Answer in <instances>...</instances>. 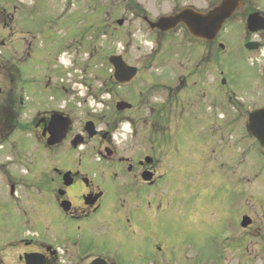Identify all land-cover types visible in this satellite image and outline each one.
Masks as SVG:
<instances>
[{
	"label": "flooded vegetation",
	"instance_id": "obj_1",
	"mask_svg": "<svg viewBox=\"0 0 264 264\" xmlns=\"http://www.w3.org/2000/svg\"><path fill=\"white\" fill-rule=\"evenodd\" d=\"M93 1L99 0H87L88 10ZM152 1L153 5L147 0H122L127 16L114 20L115 34L132 37L138 33L150 39L154 47L152 52L137 57L136 62L129 60L130 49L118 54L126 63L125 71L134 69V78L121 84L113 74L109 76L105 82L109 89L104 93L109 96L105 102L110 111L108 116L83 114L84 121L78 120L74 110L63 102L39 108L28 122V94L30 88L41 87L42 79L28 75L30 69L21 74L20 68L43 65L50 54L37 52L25 39L17 42V46L10 40L0 42V47L10 52L6 56L10 71L5 80V93L0 89V156L3 157L0 166L8 168L6 174L1 175L5 191L0 195V209L5 213H0V219L5 221L0 222L3 230L0 232V264H125V255L130 259L126 260L127 264H184L183 235L173 239L174 245L165 236L172 204L168 184L172 179L184 182L186 164L193 165V161L200 160L190 155L207 151L198 143L193 145L192 140L186 143V134L201 127L198 120L205 130L216 135V132L230 130V125L237 120H246L248 124L255 112L264 109V94L255 91L260 87L258 83L263 81L261 85H264V0ZM227 1H230L227 10L222 11L231 15L226 17L213 41L199 39L185 23L166 32L154 27L161 19L183 12L191 19L197 15L207 16L222 9ZM106 7L97 6L93 11L112 18L113 13ZM1 16L6 17L3 11ZM101 24L100 36L103 37L110 25L107 21ZM194 24L210 29L208 23ZM0 25L7 39L15 35L6 18ZM89 25L92 27L91 23ZM129 25L134 27L130 29ZM173 38H182L184 47H167L163 62L154 63V55L162 49L164 40ZM223 38L242 40L236 41L234 46L238 50L233 64L238 57L246 63L247 78L243 84H239L237 78L227 77L226 71L221 69V61L225 59L222 55L226 53L219 42ZM247 45L255 50H247ZM45 69L50 66L46 65ZM158 69H163L164 77L156 81L153 70ZM120 76L125 74L121 72ZM51 86L49 82L48 89ZM236 86L248 92V99L237 96ZM157 90L164 95L159 110L152 96ZM224 111L228 113V121L221 122L226 118L221 116ZM157 117L163 122H156ZM171 120L176 126H169ZM247 124L244 130L251 138ZM172 130L175 131L170 137ZM29 131L33 132L30 138L42 150L53 152L51 155L56 157L67 152L69 160H47L51 163L48 173L35 183L39 186L37 195L31 197L20 191L24 178L20 171L10 170L11 166L24 165L23 150ZM222 140L217 149L223 151V158H228L225 161L238 159L246 165L247 157L253 153L259 161L253 176L239 182L249 186L253 178L254 183L264 185V149L257 140L252 138V147L243 145L238 153L235 144L230 146L224 143V138ZM7 151L13 158L6 157ZM216 183L221 184L220 179ZM177 189L176 193L181 194L182 190ZM231 199L228 193L214 203L218 208L226 201L224 219L235 213ZM248 207L249 204L240 216L241 221L248 219L247 226L243 228L240 222L239 230L237 224L230 230L231 225H228L229 237L226 238L230 242L229 249L241 253L238 264H262L264 190L261 204ZM197 211L196 208L190 214L194 215V220L199 218ZM41 221L47 223L48 232L53 230V225L59 229L54 232V239L34 230ZM229 249L223 248L222 258Z\"/></svg>",
	"mask_w": 264,
	"mask_h": 264
},
{
	"label": "rangeland",
	"instance_id": "obj_2",
	"mask_svg": "<svg viewBox=\"0 0 264 264\" xmlns=\"http://www.w3.org/2000/svg\"><path fill=\"white\" fill-rule=\"evenodd\" d=\"M147 1L150 5L154 3L152 0ZM122 3V0L93 1L91 8L88 10L87 0H0V12L3 11V14L6 15L4 18L7 19V25L11 26L15 33L7 39V33L0 25V42L10 40L13 46H17V42L25 39L27 43L32 44V48L37 52L45 51L50 54L48 60H43V65L38 64L31 66V68L27 65L20 68L21 74L24 70L30 69L31 73L28 75L38 78V80L42 79V82H39L41 87L30 88L28 94L30 97L28 101V122L39 108L62 105L63 102H66L74 110L78 120L84 121L83 114H96L97 116H108L110 114L105 104L106 100H109V96L104 95L109 89V86H105V82L112 71L107 59L118 55L123 49H130L129 60L136 62L137 57L152 52V47H154V43L150 39L138 33L132 37L128 34L120 37L114 33V27H116L114 20L127 16L123 11ZM97 6L99 8L100 6H107L106 9L113 13L112 18H107L105 15L101 16L100 13L95 14L96 11L93 10ZM97 15L100 16L96 17ZM4 18L3 16L0 17V23H3ZM104 21H107L110 27L106 36L101 37L103 27L101 23ZM129 27L131 29L134 26L129 25ZM160 41L162 42V40ZM236 41L241 42L242 40L233 38L219 40L225 46L224 52H226L222 55V58L225 59L221 61V69L226 71L227 77L237 78L238 83L243 84L247 78L245 72L247 65L240 57L237 58V63L233 64V56L236 55L235 51L238 50L234 47ZM183 44L184 40L182 38L164 40L161 46L162 49L154 55V63L162 61L167 47L180 48L184 47ZM62 52L67 54L65 59L69 60L68 69L63 64L64 54ZM9 53L8 50L0 47V64L2 66L0 70V89L3 93L6 89L5 80L9 77L8 71H10V66L6 64V56ZM46 65L50 66V69H45ZM155 68L157 67L155 66ZM153 73H155L156 81L158 78L164 77L163 69L153 70ZM49 78L51 81H49ZM49 82L52 86L48 89ZM261 83L263 81L257 84L260 87L255 88V91L264 94V85H261ZM56 88H58L57 92ZM235 90L238 97L248 99V92L243 87L236 86ZM152 96L154 97L156 110H159V107L163 106L164 95L161 90H157ZM223 115L226 118L220 121H228V113L224 111L221 116ZM156 122L161 123L163 119L157 117ZM198 122L201 123V127L197 130L194 128L186 134V143L190 144V140H192L193 145L194 142L198 143L199 147L207 148V151L190 155L191 158H199L200 160L193 161V165L186 164L184 182H175L174 179L169 181L168 190L170 189L172 193L170 194L172 204L169 210V223L167 222L165 225V236L171 239L170 243L174 245L173 239L183 235L182 255L184 264H238V256L241 253L239 250L229 249L230 242L226 238L229 237V233H227L228 225H231L230 230L235 224L238 228L241 222L240 216L246 212L244 207L248 204V208L252 205L256 207L262 202L263 184L260 182L254 183L253 178L249 182V186L239 182L253 176L259 161L253 153L250 157H247L246 165L238 159L234 162H227L225 160H228V158L222 156L223 151L219 152L217 149L218 142L221 144L223 138L225 139L224 143L230 146L235 144L236 153L250 144L252 147L253 140L247 136L248 134L244 130L247 124L246 120L241 121L243 130L241 129V122L237 120V122L230 125V130L216 132V135H214L215 132L205 130L201 120H198ZM169 126H176L175 121ZM174 131H170V137H173ZM30 134L33 135V132H28L29 137L23 150L24 158L22 161L24 165L17 164L18 166L10 167L11 171L18 170L24 177L20 191L22 195L27 197L37 195L39 186L35 183H38L39 178L48 173L51 163L47 160L69 161L67 152L56 157L51 155L53 152L42 150L31 139ZM6 155V157L13 158L10 151H7ZM0 159L3 160V157L0 156ZM7 169L0 166V195L1 192L5 191L4 183H2L4 178L1 175L6 174ZM219 179L221 184L217 185L216 182ZM178 187L182 190L181 194L176 193L179 191ZM228 193L231 195L230 204L233 203L235 213L224 219L222 215L227 208L224 205L227 204L226 201L218 206L219 210L214 203L219 199L221 201ZM196 208L198 209L199 218L194 220V215L190 214L194 213ZM0 213L4 214L5 212L0 209ZM185 217L186 219L183 221ZM4 221V219H0V222ZM45 224L47 223L41 221L40 224L35 226L34 230L44 237L54 239V232L59 231V229L53 225V230L48 232ZM0 232H3V230L0 229ZM236 235L241 236L239 233H236ZM223 248L229 249L224 252V258H222ZM126 260L129 261L130 259L125 255V264H127ZM257 264H260V262H257Z\"/></svg>",
	"mask_w": 264,
	"mask_h": 264
},
{
	"label": "water",
	"instance_id": "obj_3",
	"mask_svg": "<svg viewBox=\"0 0 264 264\" xmlns=\"http://www.w3.org/2000/svg\"><path fill=\"white\" fill-rule=\"evenodd\" d=\"M229 4H230V1L225 2L222 6V9L214 13H211L209 16H199L198 15L197 17H193L191 19L189 15L184 12L172 18L161 19L154 27L166 32V31L173 29L180 23H185L188 26L190 32L196 35L198 38L206 40V41H213L216 38L220 28L222 27L226 17H229V15H231V14L226 15L222 11V10L224 11L227 10V7L229 6ZM193 22L198 23V24L208 23L210 24V29L203 28L199 25L196 26ZM109 62L115 69V79L116 80L123 82V83H128L134 78V73H133L134 69L125 71L126 64L124 63L121 57H112L110 58ZM121 72L125 74L124 77L120 76ZM127 74H129L128 77H126ZM89 126H92V124H89ZM249 129L253 137L256 138L258 142L261 144V146L264 148V109L255 112L250 117ZM93 135L94 134H91V136ZM55 142L56 141H54L53 143ZM247 223H248V219L244 218L241 224L242 227L243 228L246 227Z\"/></svg>",
	"mask_w": 264,
	"mask_h": 264
},
{
	"label": "bare ground",
	"instance_id": "obj_4",
	"mask_svg": "<svg viewBox=\"0 0 264 264\" xmlns=\"http://www.w3.org/2000/svg\"><path fill=\"white\" fill-rule=\"evenodd\" d=\"M64 64H65V65H68V63H67L66 61L64 62Z\"/></svg>",
	"mask_w": 264,
	"mask_h": 264
}]
</instances>
